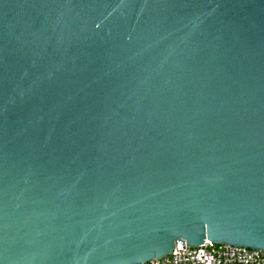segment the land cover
Masks as SVG:
<instances>
[{
	"label": "water",
	"instance_id": "water-1",
	"mask_svg": "<svg viewBox=\"0 0 264 264\" xmlns=\"http://www.w3.org/2000/svg\"><path fill=\"white\" fill-rule=\"evenodd\" d=\"M204 242L264 253V0H0V264Z\"/></svg>",
	"mask_w": 264,
	"mask_h": 264
},
{
	"label": "built area",
	"instance_id": "built-area-1",
	"mask_svg": "<svg viewBox=\"0 0 264 264\" xmlns=\"http://www.w3.org/2000/svg\"><path fill=\"white\" fill-rule=\"evenodd\" d=\"M144 264H264V253L210 242L195 248L179 243L166 256Z\"/></svg>",
	"mask_w": 264,
	"mask_h": 264
},
{
	"label": "snow or ice",
	"instance_id": "snow-or-ice-1",
	"mask_svg": "<svg viewBox=\"0 0 264 264\" xmlns=\"http://www.w3.org/2000/svg\"><path fill=\"white\" fill-rule=\"evenodd\" d=\"M168 250H170V247H166L163 251H168ZM163 251H157L156 254H155L156 257L158 258L160 255H162Z\"/></svg>",
	"mask_w": 264,
	"mask_h": 264
}]
</instances>
